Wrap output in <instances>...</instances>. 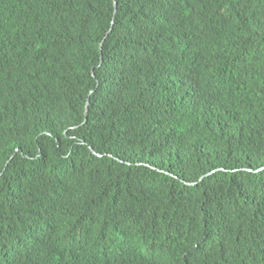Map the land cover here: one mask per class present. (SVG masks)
I'll return each instance as SVG.
<instances>
[{
	"label": "trees",
	"instance_id": "obj_1",
	"mask_svg": "<svg viewBox=\"0 0 264 264\" xmlns=\"http://www.w3.org/2000/svg\"><path fill=\"white\" fill-rule=\"evenodd\" d=\"M0 264H264V0H0Z\"/></svg>",
	"mask_w": 264,
	"mask_h": 264
}]
</instances>
